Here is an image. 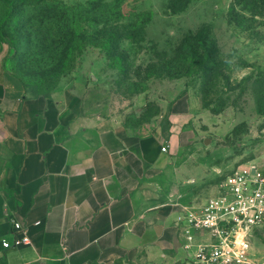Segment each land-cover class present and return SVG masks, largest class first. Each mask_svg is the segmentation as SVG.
<instances>
[{
    "label": "rangeland",
    "instance_id": "1",
    "mask_svg": "<svg viewBox=\"0 0 264 264\" xmlns=\"http://www.w3.org/2000/svg\"><path fill=\"white\" fill-rule=\"evenodd\" d=\"M63 1L86 8L83 49L61 62L62 31L54 33L55 59L37 56L32 35L3 36L0 76L21 77L30 96L77 100L88 124L111 122L142 142L145 156L158 142L182 166L187 191L217 195L218 168L264 163V0ZM38 21L30 19L34 28ZM185 112L170 153L171 118ZM192 170L196 183L187 182ZM250 241L264 261V220Z\"/></svg>",
    "mask_w": 264,
    "mask_h": 264
},
{
    "label": "crops",
    "instance_id": "2",
    "mask_svg": "<svg viewBox=\"0 0 264 264\" xmlns=\"http://www.w3.org/2000/svg\"><path fill=\"white\" fill-rule=\"evenodd\" d=\"M77 104L30 96L18 77L0 76V264H188L177 203H204L209 189L187 191L158 142L145 156L142 142L111 122L91 126ZM190 115L173 114L170 153ZM12 221L30 242L4 248Z\"/></svg>",
    "mask_w": 264,
    "mask_h": 264
},
{
    "label": "built area",
    "instance_id": "3",
    "mask_svg": "<svg viewBox=\"0 0 264 264\" xmlns=\"http://www.w3.org/2000/svg\"><path fill=\"white\" fill-rule=\"evenodd\" d=\"M216 173L222 177L217 195L199 205L177 203L174 223L185 252L194 264H264L250 241L264 220V163L248 161ZM12 230L13 239L2 241L4 248L30 242L19 221H12Z\"/></svg>",
    "mask_w": 264,
    "mask_h": 264
},
{
    "label": "trees",
    "instance_id": "4",
    "mask_svg": "<svg viewBox=\"0 0 264 264\" xmlns=\"http://www.w3.org/2000/svg\"><path fill=\"white\" fill-rule=\"evenodd\" d=\"M85 10L86 8L82 4L69 5L63 0H0V37L10 35L12 38L14 33H19L18 40L25 37L31 41L32 35L37 56L46 55L55 59L54 56L57 55L54 52L56 46L53 45L54 33L56 30L62 31L66 41L64 49L56 61L62 59L61 62H64V59H70L74 50L83 49L85 37L82 18ZM30 12L32 14L27 16ZM149 15L151 16V14ZM32 16L39 18L35 28L33 27L34 24L30 23ZM91 16H93L94 21L97 20L95 13L92 12ZM48 17L50 18L47 19ZM42 31L43 34L41 35ZM94 31L113 34L112 30L108 28L103 30L97 28ZM111 40L112 37L109 38V41ZM16 77L24 84L21 77Z\"/></svg>",
    "mask_w": 264,
    "mask_h": 264
},
{
    "label": "water",
    "instance_id": "5",
    "mask_svg": "<svg viewBox=\"0 0 264 264\" xmlns=\"http://www.w3.org/2000/svg\"><path fill=\"white\" fill-rule=\"evenodd\" d=\"M205 142L207 143V140H205Z\"/></svg>",
    "mask_w": 264,
    "mask_h": 264
}]
</instances>
